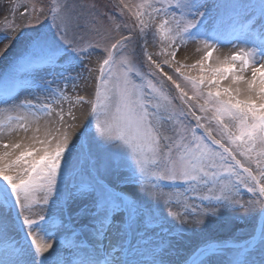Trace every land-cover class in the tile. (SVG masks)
<instances>
[{
	"label": "snow or ice",
	"instance_id": "6c2138e0",
	"mask_svg": "<svg viewBox=\"0 0 264 264\" xmlns=\"http://www.w3.org/2000/svg\"><path fill=\"white\" fill-rule=\"evenodd\" d=\"M93 7L50 0L46 13H22L48 30L24 37L12 62L32 69L11 75L31 78V96L15 102L3 90L0 264H189L172 258L185 234L222 209L264 217V0H119L134 20L127 35ZM149 36L158 51H148ZM188 43L199 54L192 64L177 58ZM145 61L161 80L145 82ZM49 69L52 79L39 76ZM85 72L98 73L92 98L69 95ZM78 106H87L83 118ZM241 186L252 199H236ZM146 237L151 259L132 258ZM212 247L190 264H214ZM257 251L264 264V224L228 264H257Z\"/></svg>",
	"mask_w": 264,
	"mask_h": 264
},
{
	"label": "rangeland",
	"instance_id": "374dc122",
	"mask_svg": "<svg viewBox=\"0 0 264 264\" xmlns=\"http://www.w3.org/2000/svg\"><path fill=\"white\" fill-rule=\"evenodd\" d=\"M74 2L78 4L94 6L92 10L99 14V18L105 24L106 21H104V17L106 15H113L115 17V23H119L121 25L122 34H128V31L125 30V26L129 30L133 28L134 20L127 14V12H125L123 16H121L120 14V10L118 7L119 0H74ZM126 2H128L129 4H136L139 2V0H126ZM221 2H223V0H221ZM49 3L50 0H0V44L3 45L2 49L5 48V45L8 46L5 54L3 56H0V89H5L6 87L8 88L11 86V84L14 83H16L18 87L22 83H28L26 85L28 87L31 83V78L26 75H18L15 81L11 79V75L14 71H18L21 74H27L32 71V69L28 68H21L19 70L14 69V67H12V62L14 61L16 55L22 50V40L24 37L34 35L36 31H46L48 29L47 27L40 28L39 25L35 23V20L32 21V25H29V16L22 15V13L25 12V9H27L29 13H31V9L33 8V6H35L37 9L43 6L46 13ZM40 22L42 24L45 23L44 15L40 16ZM13 27H15V33L12 31ZM17 34H19L20 36L19 39L15 38ZM119 34L120 33H113V35H116L117 37ZM6 35L11 39H4ZM132 46L133 45H130V47ZM225 46L228 47L229 51L232 48L231 44H226ZM158 49V43L154 45L152 43L151 36H149L148 51L155 52L158 51ZM198 55L199 54H195V56L190 57L186 62L188 64L194 63L198 58ZM100 59L101 57L97 53H94L90 58V63L89 61H85V63H89V66L98 68V61ZM163 67L165 72H168L169 75H173L172 70L169 69L168 66L165 65ZM56 71H59V69H57ZM141 71L145 74V82L147 80H153V82L155 83L162 79L159 74H155V76L147 75L149 71V65L146 61L144 62V66ZM97 74L98 73H93L89 76V74L85 72V76H88L87 82H81L76 92L72 91L71 83H69V95L74 96L76 94H79L85 96L88 99L92 98L94 94L95 76ZM191 74H197L196 70H193ZM39 76L46 79L53 78L50 69L47 71H41L39 73ZM174 78L176 77L174 76ZM135 79H137V82H139L138 78ZM157 87H159L158 83ZM24 89L26 88H23L20 93L16 95L17 101L15 102H18L24 97L31 96V93L25 91ZM164 92L170 96L176 95L174 88L170 87V82H166ZM189 94L191 95V92H189ZM3 100L4 99L0 100V110H3L10 106L9 104H4ZM15 102L10 101V103ZM153 103H155V101H153ZM161 103H163V101H161ZM176 103L178 105V102ZM64 106L65 108H67V104H65ZM86 111L87 106H78L76 109V115L83 118V115ZM188 120H190L192 124L195 123L194 119L191 116L188 117ZM187 122L188 121H185V123ZM41 123H43V121ZM165 127L167 128L168 125H166ZM77 179H79V177H77ZM68 183L69 185H71L73 181L69 179ZM168 190L169 189H165V191ZM252 198L253 194L249 193L243 186L239 188L236 199L240 200L241 202H245ZM197 203H199V201H197ZM173 210L175 211L177 209L174 207ZM221 211L223 213L222 215L211 218V223L208 228L197 231H188L184 236L183 246L180 252L177 255H174L172 258L176 261H188L191 254L195 253L197 250L205 247L206 245L215 243H228L229 246L225 248H212V252L215 253L214 264H228L229 260L233 259L236 249L238 247H241L252 236L259 234L260 226L261 224H264V217L246 215L243 212H234L231 209H222ZM56 224H59L58 219L56 221ZM55 230L56 229L53 228V231ZM158 231L159 229H157V232ZM148 239L149 238L146 237L144 241H141V251L143 252V256L137 255L132 258L144 260L151 259L150 251L154 247V245L148 244ZM106 240L107 238L104 240V244ZM4 247V241L0 239V253L3 252ZM251 258L255 259L258 264L260 259L259 252H254Z\"/></svg>",
	"mask_w": 264,
	"mask_h": 264
},
{
	"label": "bare ground",
	"instance_id": "6f19581e",
	"mask_svg": "<svg viewBox=\"0 0 264 264\" xmlns=\"http://www.w3.org/2000/svg\"><path fill=\"white\" fill-rule=\"evenodd\" d=\"M2 47H3V45L0 44V49H2ZM228 52H229L228 47L223 46V47H221L219 53H215L214 52L213 55L215 56L217 54H224V53H228ZM195 54H197V53H195V45L192 44V43H188L186 46L181 47V49L177 53V56H178L179 59H183L185 56H187L188 57L187 61H188L189 58L192 57V56H195ZM109 242H110L109 239H107L105 245H108ZM111 242L112 243H116L114 238L112 239Z\"/></svg>",
	"mask_w": 264,
	"mask_h": 264
}]
</instances>
